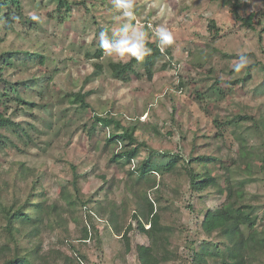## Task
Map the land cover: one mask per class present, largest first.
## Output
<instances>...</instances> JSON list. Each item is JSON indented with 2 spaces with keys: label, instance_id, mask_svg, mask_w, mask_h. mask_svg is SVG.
Instances as JSON below:
<instances>
[{
  "label": "rangeland",
  "instance_id": "rangeland-1",
  "mask_svg": "<svg viewBox=\"0 0 264 264\" xmlns=\"http://www.w3.org/2000/svg\"><path fill=\"white\" fill-rule=\"evenodd\" d=\"M245 1L244 14L264 8V0ZM23 2L30 20L33 16H38L39 20L17 24L15 30L2 34L0 52L38 51L44 54L45 63L28 59L21 68L11 66L6 70L5 77L21 85L18 91L11 93L8 109V113L13 112L18 126L0 129L6 142L5 147H0V181L16 183L18 192L26 194L27 185L37 178L32 201L52 203L62 200L64 186L73 191L72 165H75L83 175L79 185L84 199L92 200L90 207L96 200L107 198L120 204L131 203L142 193L143 183L127 181L126 171L130 165L122 167L110 162L113 151L120 147L106 144L109 130L98 125L96 132L89 134L93 112L72 104L67 96L69 91L80 90L91 91L88 100L97 112L112 111L128 119L140 120L138 135L153 147L186 154H214L224 160L221 165L225 166L235 159L241 167L250 166L252 172L259 173L261 162L254 153L264 151V69L253 68L252 79L245 83L231 86L218 82L235 80L245 74V69L232 73L230 66L238 57L226 58L223 53L245 54L249 58L248 65L258 61L264 63V41L261 44L257 33L240 28L230 4L223 0H135L136 18L149 37H152V28L165 25L174 33V43L157 59L152 78L144 71L143 60L137 66L139 75L123 81L113 77L108 65L111 61H128L132 57H92L99 48V31L124 22L121 17L117 23L115 18L119 13L112 8L111 0H86V5L68 14L57 10L56 0ZM210 19H215L221 27L222 35L216 40L211 38L208 29ZM153 42L155 38L150 43ZM15 58H24V55L18 53ZM99 60L105 69L95 75V63ZM49 75L53 80L46 78ZM181 82L183 85L179 87ZM219 86L227 90L225 95L217 93ZM18 95L35 105L21 104ZM239 112L252 115L258 121L257 128L245 133L252 155L241 153L232 126L225 125V136L216 137L215 121L231 120ZM214 169L224 172L222 166ZM184 182L180 194L168 197L175 208L180 209L170 224L183 245V254L172 264H192L184 247L186 240L200 242L203 238L197 222L203 216L204 205L198 195L191 198L188 184ZM248 190L259 193L264 201V182H252ZM152 192L150 197H154ZM203 194L207 199L205 206L209 207L224 199L217 197L214 188ZM189 202L194 203L195 212L185 207ZM129 222L136 226L134 220L129 218ZM97 224L102 227V243L99 245L95 240L89 243L90 264H139L136 245L150 243L147 235L138 229L131 232L133 251L123 263L118 255L120 243L108 234L106 220L98 218ZM144 224L150 227L148 221ZM70 227H76L73 219H70ZM59 235L58 229L42 228L37 240L42 246L36 249L34 256L45 264H78L66 240L59 241ZM197 247L202 249L201 244Z\"/></svg>",
  "mask_w": 264,
  "mask_h": 264
},
{
  "label": "trees",
  "instance_id": "trees-1",
  "mask_svg": "<svg viewBox=\"0 0 264 264\" xmlns=\"http://www.w3.org/2000/svg\"><path fill=\"white\" fill-rule=\"evenodd\" d=\"M56 1L57 10L65 14L76 7L86 5V0ZM223 1L231 5L232 15L240 28L257 33L259 42L263 44L264 8L244 14L242 9L246 6L245 0ZM32 21L26 14L23 0H0V42L4 39L2 34L7 35L9 31L15 30L17 24ZM208 29L213 40L221 37V27L215 19L209 20ZM149 47L152 52L144 58L143 66L147 76L152 78L157 59L162 57L163 53L157 47L156 41L149 43ZM18 53H23L24 58H15ZM223 55L226 58L238 57L227 52ZM103 56V50L98 48L92 57L102 59ZM28 59H39V62L45 63L44 54L38 51L0 52V129L18 126L13 112L8 113V109L12 99L11 93L18 91L21 84L9 81L5 77L6 70L11 66L21 68ZM138 64L135 58H131L128 61H111L108 66L114 78L129 81L131 76L139 75ZM257 67L264 69V63L253 62L245 68V74L242 76L235 80L220 81L218 84L233 86L245 83L252 79V69ZM104 69L105 65L101 60L95 63V75L101 74ZM231 71L234 73L232 69ZM46 78L53 80L51 75ZM182 85L181 82L179 87ZM217 89L221 96L227 93V90L224 91L220 86ZM90 94L91 91L83 90L67 92L72 104H78L83 110L93 112L94 119L89 134L93 135L98 125L109 130L106 144L120 147L113 151L110 162L122 167L130 165L126 171L127 181L143 183L144 190L131 203L120 204L107 198L96 200L95 205L90 207L92 200L84 199L79 185V179L83 175L77 171L75 165H72L75 177L71 182L73 191L64 186L61 190L62 200L52 203L45 200L32 201L39 181L37 178L32 180L30 186L27 185L26 194L18 192L16 183L12 184L9 180L0 181V264H45L41 259H37L34 253L42 246L37 240L40 238L41 229L46 227L60 231L59 241L66 240L70 250L76 255L78 264H90L89 243L92 240L97 241L99 245L102 243V227L97 224L98 218L106 220L108 234L120 243L118 255L123 263L127 262L128 255L133 251L131 232L134 229H138L150 239L148 244L136 245L139 264L175 263L183 254V245L175 237L170 220L176 213H180V209L175 208L169 198L181 193L184 181L188 184L191 198L198 195L204 205L203 216L197 222L198 231L203 238L200 242L188 239L184 246L191 263L264 264V215H261L264 201L259 193H251L248 190L252 182H264V151L254 153L261 162L259 173L255 174L250 166L241 167L235 159L225 166L221 165L224 160L214 154H186L156 148L148 144L144 137L140 139V120L128 119L112 111L97 112L88 100ZM198 95H201L200 92ZM18 97L21 104L35 105L23 101L19 95ZM175 111L176 108L173 109V115ZM215 125L218 128V138L225 136V125L232 126L233 137L239 141L241 153L253 154L247 147L245 133L249 134L258 127L254 116L239 112L228 121L217 119ZM4 139L5 136L0 132L1 148L6 146ZM221 166L224 172L214 169ZM104 187H101L102 190ZM11 188L13 190H10ZM209 188L215 189L217 197L224 198L218 205L205 206L207 199L205 200L203 192ZM150 192L154 197H150ZM97 194L99 192H96ZM105 196H109L107 190ZM185 207L190 212L196 210L193 202H189ZM129 218L136 222V226L129 222ZM70 219L75 221L74 229L70 227ZM145 221L150 223V227H145ZM200 244L202 249L197 247Z\"/></svg>",
  "mask_w": 264,
  "mask_h": 264
},
{
  "label": "clouds",
  "instance_id": "clouds-1",
  "mask_svg": "<svg viewBox=\"0 0 264 264\" xmlns=\"http://www.w3.org/2000/svg\"><path fill=\"white\" fill-rule=\"evenodd\" d=\"M112 8L119 13L115 18L119 23L120 18H124L119 26L111 29L102 28L97 36L98 46L103 50L105 56L135 58L138 62L143 61L150 55L152 49L147 45L155 38L157 47L163 53L165 49L174 43V33L165 25H158L151 29L152 37L145 31L144 25L136 18L135 0H111ZM33 20H39L38 16H33ZM249 58L245 54H238L237 61L230 67L236 73L247 68Z\"/></svg>",
  "mask_w": 264,
  "mask_h": 264
}]
</instances>
